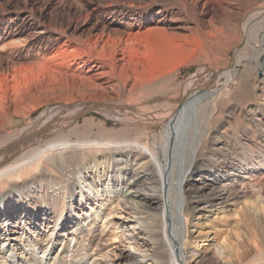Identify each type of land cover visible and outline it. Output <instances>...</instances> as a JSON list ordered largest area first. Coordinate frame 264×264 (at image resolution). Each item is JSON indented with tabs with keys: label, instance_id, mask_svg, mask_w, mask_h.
Returning a JSON list of instances; mask_svg holds the SVG:
<instances>
[{
	"label": "bare ground",
	"instance_id": "obj_1",
	"mask_svg": "<svg viewBox=\"0 0 264 264\" xmlns=\"http://www.w3.org/2000/svg\"><path fill=\"white\" fill-rule=\"evenodd\" d=\"M153 33L196 37L201 73L117 77V62L145 67L137 45ZM56 56L93 73L12 131L31 110L6 101L7 79L54 73ZM257 99L264 0H0V264H264ZM195 215L222 226L211 251Z\"/></svg>",
	"mask_w": 264,
	"mask_h": 264
},
{
	"label": "rangeland",
	"instance_id": "obj_2",
	"mask_svg": "<svg viewBox=\"0 0 264 264\" xmlns=\"http://www.w3.org/2000/svg\"><path fill=\"white\" fill-rule=\"evenodd\" d=\"M154 1L159 2V0ZM232 22V20L226 21L224 24L225 27L223 24L216 23L217 28L224 27L222 29H224L227 33L225 36L228 39H225V43H229V41H231V39L236 35L235 27ZM226 28H228V30ZM152 35H147L143 38H140V43L137 45L140 59L142 60V63L145 65V67L142 68L141 66H135V64L132 63L128 64V62H117V67L115 69V74L117 77H120L121 80H124L126 77H128V75H133L134 73H152L158 68L164 67L165 70L169 68L168 72H173V74L176 75L177 82H185L188 79L193 80L201 73L202 65L193 61V59L197 57L200 49V45L196 37L187 38L185 40L184 38H181L180 40V38L176 39V37H166L164 33H153ZM52 61L55 65L57 64L58 67L55 68L54 73L49 74L48 72L41 71V69L37 68L23 69L14 73L13 76H10L6 81V84L3 86L4 93L6 92L7 102H10L11 104L19 102L22 104L25 110H31V114L28 116V118H26L23 123L19 124L18 126H13L12 131H15L16 129L17 131H20L24 127L28 126L31 122L39 118L42 113L45 112V110L47 111L49 109L48 107L54 105L50 104L42 106V102H44L46 98H53L59 94H64L67 92L64 84L66 85L74 78L76 79L80 76H89L93 73L91 71L93 70L92 61H88L84 67H79V60L72 61L69 58L63 59V57L57 58L56 56L54 59H52ZM156 64L159 65V67L156 66ZM57 70L59 72H57ZM78 70L82 71L80 72ZM127 73L129 74L127 75ZM222 81L223 80H221V82ZM221 82L219 84L220 88L223 87ZM261 101V99L256 100L258 103H264ZM50 115L51 114H47L46 117ZM94 115L97 118H103L99 113H94ZM83 118L84 117L81 116L79 121L81 122ZM108 124L111 123L109 122ZM205 213L208 215V219L215 218V215H211L210 212ZM218 218L219 215L216 214L215 219L217 220ZM230 219L231 220L229 221H233V218ZM190 225L189 231L193 237L197 238L198 241L200 240L199 249L207 248L211 251L214 249L213 247L216 248V240L218 241V238L221 237L219 234L220 232L217 229L222 226H214V221L209 222L207 219H205V217L203 219L197 218V215L193 217ZM230 227L231 225H229V227L226 229L229 235L231 232V230H229ZM233 237L231 236V239H235V237Z\"/></svg>",
	"mask_w": 264,
	"mask_h": 264
}]
</instances>
